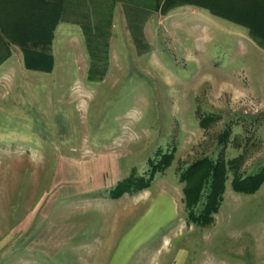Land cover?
Masks as SVG:
<instances>
[{
	"label": "rangeland",
	"instance_id": "rangeland-1",
	"mask_svg": "<svg viewBox=\"0 0 264 264\" xmlns=\"http://www.w3.org/2000/svg\"><path fill=\"white\" fill-rule=\"evenodd\" d=\"M154 2L73 0L75 17L54 30L49 72L27 69L22 51L10 46L0 64L2 264L42 255L24 243L42 240L51 228L42 212L58 164L67 168L61 183L72 191L73 170L122 154L128 176L147 177L159 152H172L171 164L149 187L126 192L122 208L161 211L164 221L173 209L168 228L182 231L173 250L186 251L188 264H264V184L254 194L236 193L229 175L214 222L197 227L187 220L179 181L180 169L222 151L227 160L243 154V175L263 164L264 49L243 27L205 8L145 9ZM94 65L105 72L90 81ZM226 129L223 150L218 138ZM96 202L76 198L63 207L72 212Z\"/></svg>",
	"mask_w": 264,
	"mask_h": 264
},
{
	"label": "crops",
	"instance_id": "crops-1",
	"mask_svg": "<svg viewBox=\"0 0 264 264\" xmlns=\"http://www.w3.org/2000/svg\"><path fill=\"white\" fill-rule=\"evenodd\" d=\"M23 3L25 0H0V23L2 18L4 22H8V19H4L6 12L1 11L2 9L16 10L24 6ZM12 14L17 15L15 12ZM66 21L69 20L62 19L55 28L64 25ZM243 29L248 39L252 40L248 29ZM101 163L99 161L90 168L81 167L80 171L73 170L72 178L78 183L73 184L72 191H67L61 183L68 173L67 168L58 164L47 205L42 212V218L51 224V228L45 231L46 236L42 240H28L24 243L26 249H41L42 255L26 256L24 263L188 264L189 256L186 251L182 248L173 250L172 238L179 237L182 233L180 231V234H176L168 228L176 212L172 209L170 220L164 221L161 220V211L152 210L147 215L144 212L130 213V210L122 208V198L128 193L113 198L110 191L128 176V161L124 155L119 154L114 155L106 164ZM76 198L97 200L96 206L72 212L64 209L66 200ZM66 215L69 219L67 221L63 219ZM85 217H88V222H85ZM129 217L132 222L125 226L123 221ZM165 224L168 229L162 230ZM187 228L186 230H191V227ZM34 232L36 234L37 231ZM156 237L159 238L155 239Z\"/></svg>",
	"mask_w": 264,
	"mask_h": 264
},
{
	"label": "trees",
	"instance_id": "trees-1",
	"mask_svg": "<svg viewBox=\"0 0 264 264\" xmlns=\"http://www.w3.org/2000/svg\"><path fill=\"white\" fill-rule=\"evenodd\" d=\"M73 4V0H25L24 6L16 10L2 9L8 22L2 18L0 23V64L10 56V46L15 45L22 51L27 69L51 71L53 31L62 19L75 17L76 7ZM180 5L205 8L219 18L247 28L249 36L264 49V0H155L153 6H145V9L166 12ZM14 12L17 15H13ZM95 29L100 31V25H95ZM104 72L96 70L94 65L88 78L95 81L96 75L102 78ZM211 120L202 119L200 125L205 128ZM229 135L230 130L226 129L218 138L223 150ZM156 155L155 159L149 160L147 177L130 174L110 191V196L116 198L123 193L149 187L155 174L162 173L173 160L172 152H159ZM243 159V154H240L227 160L222 151L217 158L204 156L180 169L179 181L184 184V204L189 223L207 227L214 222L229 175L231 189L236 193L254 194L264 184V162L257 171L243 175L240 172Z\"/></svg>",
	"mask_w": 264,
	"mask_h": 264
}]
</instances>
